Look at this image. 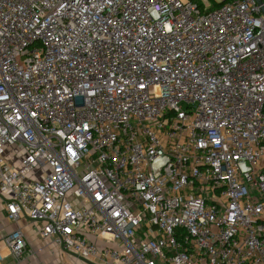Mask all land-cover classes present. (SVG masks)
Instances as JSON below:
<instances>
[{
  "label": "built area",
  "instance_id": "1",
  "mask_svg": "<svg viewBox=\"0 0 264 264\" xmlns=\"http://www.w3.org/2000/svg\"><path fill=\"white\" fill-rule=\"evenodd\" d=\"M263 7L0 0V264H264Z\"/></svg>",
  "mask_w": 264,
  "mask_h": 264
},
{
  "label": "crops",
  "instance_id": "2",
  "mask_svg": "<svg viewBox=\"0 0 264 264\" xmlns=\"http://www.w3.org/2000/svg\"><path fill=\"white\" fill-rule=\"evenodd\" d=\"M7 158L15 165L20 163L19 160L18 163L13 162V159L9 157V154H7ZM5 214L6 211L4 207V201L0 190V235L1 233L5 234L11 231L15 227L14 224L6 220ZM23 227L26 235L29 238L30 245L34 249L35 253L32 256H26L22 264H51V261L48 258L49 256L54 257L52 263L55 261V264H91L89 262L82 261L71 254L65 253L59 247L48 241L38 239L34 235L29 224L24 223Z\"/></svg>",
  "mask_w": 264,
  "mask_h": 264
},
{
  "label": "rangeland",
  "instance_id": "3",
  "mask_svg": "<svg viewBox=\"0 0 264 264\" xmlns=\"http://www.w3.org/2000/svg\"><path fill=\"white\" fill-rule=\"evenodd\" d=\"M9 157H11L13 160V162H15V163H18V159H17V157L16 156H14V154H12L11 152H10V154H9ZM49 258V260L51 261V264H55V261H54V263H52V260H54V257H51V256H49L48 257ZM56 260V259H55Z\"/></svg>",
  "mask_w": 264,
  "mask_h": 264
},
{
  "label": "water",
  "instance_id": "4",
  "mask_svg": "<svg viewBox=\"0 0 264 264\" xmlns=\"http://www.w3.org/2000/svg\"><path fill=\"white\" fill-rule=\"evenodd\" d=\"M258 4H262V0H257ZM264 12V7L262 8Z\"/></svg>",
  "mask_w": 264,
  "mask_h": 264
}]
</instances>
